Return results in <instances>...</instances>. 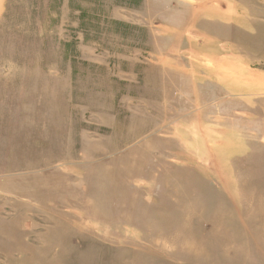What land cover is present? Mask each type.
Masks as SVG:
<instances>
[{"label": "rangeland", "instance_id": "obj_1", "mask_svg": "<svg viewBox=\"0 0 264 264\" xmlns=\"http://www.w3.org/2000/svg\"><path fill=\"white\" fill-rule=\"evenodd\" d=\"M0 264H264V0H0Z\"/></svg>", "mask_w": 264, "mask_h": 264}]
</instances>
